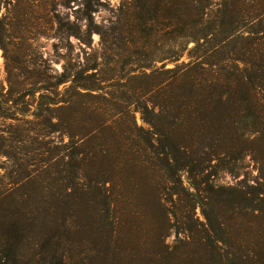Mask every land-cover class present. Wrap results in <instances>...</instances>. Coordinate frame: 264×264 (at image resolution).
Here are the masks:
<instances>
[{
    "label": "trees",
    "instance_id": "trees-1",
    "mask_svg": "<svg viewBox=\"0 0 264 264\" xmlns=\"http://www.w3.org/2000/svg\"><path fill=\"white\" fill-rule=\"evenodd\" d=\"M135 8L146 11L132 16L139 33L147 25L155 43L147 89L134 110L117 115L99 96L82 92L94 86L82 76L62 90L68 77L42 80L34 120L10 111L27 114L30 104L17 109L23 102L17 98L6 108L10 99L0 92V118L15 121L19 141H32L0 192V264H30L25 251H37L28 243L40 240L53 253L49 264H81L87 241L102 255L99 264H183L187 249L164 240L171 228L190 233L196 264H264V0H145ZM124 21H116L120 31ZM48 132L68 141L45 139ZM246 156L257 166L252 179L244 175L216 190L209 184L208 168L236 179ZM183 172L194 192L184 186ZM197 205L207 232L194 219ZM111 206L132 207L133 222L109 220ZM146 207L157 213L155 235L145 227ZM228 222L244 228L245 254L224 250L233 247Z\"/></svg>",
    "mask_w": 264,
    "mask_h": 264
},
{
    "label": "rangeland",
    "instance_id": "rangeland-1",
    "mask_svg": "<svg viewBox=\"0 0 264 264\" xmlns=\"http://www.w3.org/2000/svg\"><path fill=\"white\" fill-rule=\"evenodd\" d=\"M145 0H0V92L6 93V108L13 106L14 99L23 101L16 107L29 106L27 114L16 113L17 117L34 120L32 112L35 109V99L41 90V81H54L55 77L64 75L68 81L60 84L59 89L69 86L73 77L82 76V83L94 85L90 89H81L82 92L90 93L102 98L99 101L102 105L112 109L114 113L122 116L126 110H134V100L139 94L147 89V74L151 72L152 56L150 47L155 43V38L148 32V26L144 25L143 33L140 34L138 20L139 9L135 8L138 3ZM146 11L141 12L139 17H145ZM124 17V30L120 31L116 27V21ZM135 26L133 27V24ZM2 27V28H1ZM157 41V40H156ZM162 42L158 41V46ZM156 45V44H155ZM193 43L190 42L189 46ZM157 46V45H156ZM187 60L184 54L180 61ZM157 66L161 62H155ZM167 66H173L169 63ZM106 98V99H103ZM136 122L144 125L139 111H134ZM12 119L4 120L0 118V130H5L0 138V192L8 182V173L19 167L24 146L32 145V141L22 143L19 141V127L14 126ZM28 126H24L26 128ZM9 131V132H8ZM58 132H48L45 139L58 141L63 139L68 141V137L60 136ZM6 145H8L6 147ZM4 147V148H3ZM9 150L14 158H9L3 151ZM217 161H211V166ZM16 172V171H15ZM238 178H234L227 170L220 167L208 168L205 172L210 174V185L217 188H227L235 184L236 180L246 175L252 179L257 173L256 164L246 156L238 162L235 169ZM183 184L191 192L194 188L190 185L187 172L181 174ZM204 187V186H203ZM170 197V194H166ZM202 196H209L203 193ZM165 199L166 196H163ZM169 199V198H167ZM166 207L171 206V202L165 203ZM212 205V203H211ZM220 206H216V208ZM132 207L111 206L109 220L113 217L132 221L130 209ZM221 208V207H220ZM196 218L202 222L201 231L207 232L208 228L200 206H196ZM142 217L145 227L153 235L156 231L157 213L155 209L142 208ZM121 212L129 213L123 218ZM107 218H102L104 222ZM146 219V220H145ZM243 221V217L239 216ZM232 225L234 237L230 239L233 247L229 244L228 256L232 252L235 255L246 253V232L243 227ZM164 240L173 248L181 247L186 252L183 257V264H196L197 254L193 245L188 253L190 243V233L184 229L171 228L166 233ZM210 241L214 240L212 233H208ZM185 243L188 246H185ZM33 247L37 253L31 254V249L25 251L26 258L32 259L30 264H49L53 253L47 250V244L43 241L28 243V248ZM185 246V247H183ZM238 246V250L235 247ZM93 243L84 242L83 260L81 264H99L102 255H95L92 249ZM188 255V256H187ZM186 256V257H185ZM25 258V259H26ZM37 263H33L34 261ZM66 264H70L66 262Z\"/></svg>",
    "mask_w": 264,
    "mask_h": 264
}]
</instances>
